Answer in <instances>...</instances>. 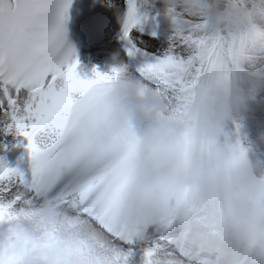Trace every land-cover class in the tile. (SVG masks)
I'll return each instance as SVG.
<instances>
[{
    "label": "snow or ice",
    "instance_id": "snow-or-ice-1",
    "mask_svg": "<svg viewBox=\"0 0 264 264\" xmlns=\"http://www.w3.org/2000/svg\"><path fill=\"white\" fill-rule=\"evenodd\" d=\"M71 2L0 0V122L29 157L27 173L0 158V264H128L134 243L141 264H264V169L250 163L239 122L223 143L192 131L145 144L120 131L106 86L128 65L80 74ZM148 2L127 0L129 56L141 52L129 37ZM231 3L249 23L210 34L206 0H175L168 47L135 75L177 104L198 88L264 81V3ZM45 199L61 221L39 217Z\"/></svg>",
    "mask_w": 264,
    "mask_h": 264
},
{
    "label": "clouds",
    "instance_id": "clouds-1",
    "mask_svg": "<svg viewBox=\"0 0 264 264\" xmlns=\"http://www.w3.org/2000/svg\"><path fill=\"white\" fill-rule=\"evenodd\" d=\"M162 3L166 9L175 0H162ZM206 3L202 15L210 34L235 32L249 23L231 0H206ZM106 87V101L117 128L149 144L192 131L204 140L218 139L224 132L225 122L239 116L246 102L264 87V81H257L254 87L243 90L235 86L198 88L182 104L172 102L129 71L121 73ZM37 212L43 221L63 218L57 205L47 199L40 202Z\"/></svg>",
    "mask_w": 264,
    "mask_h": 264
},
{
    "label": "bare ground",
    "instance_id": "bare-ground-1",
    "mask_svg": "<svg viewBox=\"0 0 264 264\" xmlns=\"http://www.w3.org/2000/svg\"><path fill=\"white\" fill-rule=\"evenodd\" d=\"M104 1L112 8L115 17L122 16L127 0ZM261 2L264 3V0H261ZM141 8L147 10V15L151 19L158 17L160 20L165 21L168 18L165 15V7L162 0H149ZM120 24L121 22H117L115 28L110 31V35L106 37L102 45L85 51L82 66L88 77H91L93 68L100 72H110L113 67L121 65H128V71L135 74V62L126 55L121 48V39L116 37ZM132 33L136 42L143 47L145 55L155 53L157 49L161 51L166 49L169 43V36L172 34L168 32L167 36L164 33H158L155 36H145L141 34L139 27L133 29ZM238 119L246 140L251 142L253 151L257 154L258 169H263L264 115L258 113L249 100L246 102V107L241 110ZM16 137L17 134L14 128L5 131L3 123L0 122V158L3 157L6 148L15 141ZM124 248L126 250L128 247L124 246ZM129 263L141 264V255L137 257L132 253L128 258Z\"/></svg>",
    "mask_w": 264,
    "mask_h": 264
},
{
    "label": "rangeland",
    "instance_id": "rangeland-1",
    "mask_svg": "<svg viewBox=\"0 0 264 264\" xmlns=\"http://www.w3.org/2000/svg\"><path fill=\"white\" fill-rule=\"evenodd\" d=\"M166 36V35H165ZM129 264H133V263H129Z\"/></svg>",
    "mask_w": 264,
    "mask_h": 264
}]
</instances>
